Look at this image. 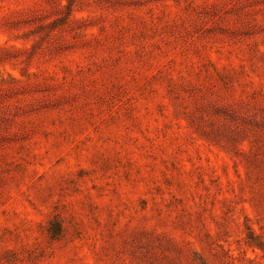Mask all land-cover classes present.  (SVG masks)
Instances as JSON below:
<instances>
[{"label": "rangeland", "instance_id": "1", "mask_svg": "<svg viewBox=\"0 0 264 264\" xmlns=\"http://www.w3.org/2000/svg\"><path fill=\"white\" fill-rule=\"evenodd\" d=\"M0 264H264V0H0Z\"/></svg>", "mask_w": 264, "mask_h": 264}]
</instances>
